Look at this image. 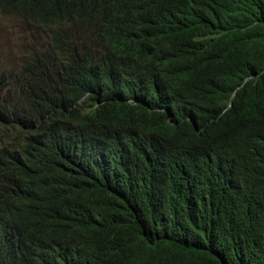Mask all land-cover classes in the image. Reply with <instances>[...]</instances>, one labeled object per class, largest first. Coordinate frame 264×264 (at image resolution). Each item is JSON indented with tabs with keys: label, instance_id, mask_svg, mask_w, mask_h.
Instances as JSON below:
<instances>
[{
	"label": "trees",
	"instance_id": "1",
	"mask_svg": "<svg viewBox=\"0 0 264 264\" xmlns=\"http://www.w3.org/2000/svg\"><path fill=\"white\" fill-rule=\"evenodd\" d=\"M0 12V264H264V0Z\"/></svg>",
	"mask_w": 264,
	"mask_h": 264
},
{
	"label": "rangeland",
	"instance_id": "2",
	"mask_svg": "<svg viewBox=\"0 0 264 264\" xmlns=\"http://www.w3.org/2000/svg\"><path fill=\"white\" fill-rule=\"evenodd\" d=\"M47 38L48 34L42 28L0 12V62L4 61L13 67L26 55L31 43L41 44Z\"/></svg>",
	"mask_w": 264,
	"mask_h": 264
},
{
	"label": "clouds",
	"instance_id": "3",
	"mask_svg": "<svg viewBox=\"0 0 264 264\" xmlns=\"http://www.w3.org/2000/svg\"><path fill=\"white\" fill-rule=\"evenodd\" d=\"M5 16V15H4ZM8 17H16V16H8ZM17 18H20V17H17ZM20 19H22V20H24V21H26V22H28V25H32V26H35V27H40V28H42L44 31H46L43 27H41V26H39V25H37V24H35V23H32V22H30V21H28V20H26V19H24V18H20ZM47 32V31H46ZM48 34V33H47ZM48 40H49V37L47 38V40L45 41V42H43V43H41V44H47V42H48ZM38 45H40L39 43H38ZM34 46H36V44H32L31 43V47H34ZM43 47H44V45H43ZM45 48V47H44ZM43 48V49H44ZM19 65L20 64H17L16 65V67H17V69H18V67H19ZM241 86H238V87H236L234 90H233V94H232V96H231V98H230V101H232V99L234 98V96H235V94H236V90L237 89H239ZM229 101V102H230ZM229 107V106H228ZM226 110V109H225Z\"/></svg>",
	"mask_w": 264,
	"mask_h": 264
}]
</instances>
